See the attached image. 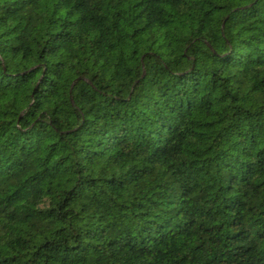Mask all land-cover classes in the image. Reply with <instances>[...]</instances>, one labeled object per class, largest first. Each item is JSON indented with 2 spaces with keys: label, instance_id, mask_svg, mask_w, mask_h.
<instances>
[{
  "label": "trees",
  "instance_id": "obj_1",
  "mask_svg": "<svg viewBox=\"0 0 264 264\" xmlns=\"http://www.w3.org/2000/svg\"><path fill=\"white\" fill-rule=\"evenodd\" d=\"M0 264H264V0H0Z\"/></svg>",
  "mask_w": 264,
  "mask_h": 264
}]
</instances>
